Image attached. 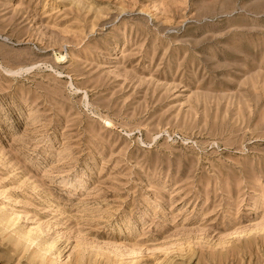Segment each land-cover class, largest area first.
Listing matches in <instances>:
<instances>
[{
	"label": "rangeland",
	"instance_id": "obj_1",
	"mask_svg": "<svg viewBox=\"0 0 264 264\" xmlns=\"http://www.w3.org/2000/svg\"><path fill=\"white\" fill-rule=\"evenodd\" d=\"M0 264H264V0H0Z\"/></svg>",
	"mask_w": 264,
	"mask_h": 264
}]
</instances>
